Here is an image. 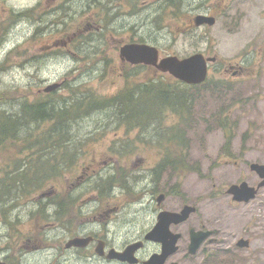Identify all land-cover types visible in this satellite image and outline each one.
I'll use <instances>...</instances> for the list:
<instances>
[{"label": "rangeland", "instance_id": "374dc122", "mask_svg": "<svg viewBox=\"0 0 264 264\" xmlns=\"http://www.w3.org/2000/svg\"><path fill=\"white\" fill-rule=\"evenodd\" d=\"M95 2L97 7L89 9L87 0H0V108L12 110L22 99H42L43 89L53 83L60 84L55 98L82 99L78 102L83 105L88 99L85 96L100 101L122 97L126 90L134 93L136 84L147 82L184 87L167 72L120 62L119 48L125 39L156 47L160 57H187L204 44L207 53L221 60L211 65L203 85L186 89L189 103L182 115L166 107L154 124L142 128L119 120L111 107L89 109L69 125L72 143L63 144L60 136L54 143L41 137L51 134L50 120L21 132L22 139L6 141L0 145V183L17 186L2 187L0 202L8 197L15 203L39 202L40 192L63 184L68 187L63 192L75 202L102 196L110 208L116 207L110 212V227L122 224L126 233H135L134 219L140 208L137 195L144 193L137 180L146 186L148 168L163 149L176 160L169 175L172 209L186 203L197 207L191 219H212L224 208L223 199L210 200L216 190L247 176L245 160H264V60L261 65L256 63L253 80L232 77L223 69L224 59L233 64L240 60L251 67L252 52L264 49L260 44L247 46L264 42V19L258 16L264 0H235L240 11L229 8L212 26L187 31L182 26L191 13L184 8L172 13L167 10V0H113L109 7L116 3V20L106 19L108 13L105 17L100 1ZM54 5L60 14L47 11L38 18L34 12L39 6L50 10ZM93 10L96 23L101 25L104 16V34L95 30ZM148 99H143L145 106L140 105L139 113L154 114ZM220 120L225 127L219 125ZM180 133L181 138H173ZM172 140L179 143L173 145ZM222 152L237 159V166L224 162ZM165 176L158 174L154 189ZM98 187H105V195L104 190L99 195ZM141 216L142 225H148L146 205L141 207ZM15 225L21 227L18 222Z\"/></svg>", "mask_w": 264, "mask_h": 264}, {"label": "flooded vegetation", "instance_id": "af4514ba", "mask_svg": "<svg viewBox=\"0 0 264 264\" xmlns=\"http://www.w3.org/2000/svg\"><path fill=\"white\" fill-rule=\"evenodd\" d=\"M95 1L87 0L89 9L97 7ZM99 1L100 9L105 17L108 13L106 19L116 20L117 14L114 12L116 3L111 9L113 0ZM234 1L167 0V10L175 13L178 8H182L180 11L184 8L191 13L188 20L184 22L182 30L206 29L229 8L240 11V6ZM47 11L49 14L61 13L57 5L51 6L50 10L40 6L34 10L38 18L44 17ZM90 15L91 20L97 25L95 30L97 32L102 30L103 33L104 16L103 23L100 25L94 21L95 10ZM199 16L212 18L213 24L208 25L207 21L197 24L196 19ZM258 16L264 19V6L262 14ZM232 20L233 16H230L229 21ZM103 34L102 39L105 40ZM119 41L122 42V40ZM134 42L137 43V40L125 39L122 45ZM259 44L264 48V42L249 43L247 46L256 48ZM196 51L194 53H202L208 59V76L211 65L219 63L220 56L207 53V47L204 44L200 50ZM250 59L254 63L251 67L245 66L240 60L233 64L224 59L223 69L232 77L253 80L257 77L254 68L256 63L259 61L261 65V60H264V49L256 53L252 52ZM120 62L130 64L131 67L150 66L161 72L151 65L132 64L125 59H120ZM72 142L69 140V143ZM175 142L179 143L178 140L171 141L173 145ZM225 143H228L227 140ZM237 153L239 154L240 150ZM222 155L226 156L223 157L224 162H231L234 167L239 163L237 159H230L227 153ZM170 157L166 150L161 149L158 158L148 168L150 173L146 186L142 187L140 180H137L138 189L144 193L143 196L140 192L137 195V205L140 208H137L134 219L137 223L135 233H126L124 226L120 223V227L117 223H113L115 228L110 227L112 221L110 212L116 207L110 208L109 203L104 202L102 196L95 200L90 198L91 200L88 201L87 198L82 199L81 202H75L69 193L63 192L65 188H68L63 184L40 192L37 197L42 201L39 202L15 203L11 197H8L5 202H0V264H264V214L262 218H253L264 212V185L258 186L262 179L250 167L254 162L245 160L243 165L245 170L248 169L247 176L239 177L233 182L234 184L247 182L253 191V196L249 200L234 199L232 194L227 193L229 185L224 186L223 189H217L210 197V200H224V208L218 210L212 219H191V215L197 210L195 206V211L185 220L170 223L157 233L159 213L163 210L179 211L186 204L183 203L178 208L172 209L169 175L175 163L173 157ZM141 161L142 159H139L137 163ZM256 163H264V160ZM159 173L161 175L166 173V176L161 179L160 187L154 189L155 183L159 180L157 179ZM98 188L99 195L102 193L105 195V187ZM68 191H71L70 187ZM51 196L53 201L49 202ZM145 196L148 198L146 199ZM143 205H146L148 218H150L149 220L144 218L147 223L149 222L146 226L142 225L141 207ZM17 222L21 224V227L15 225ZM148 232H152L149 239ZM173 234L177 235L174 249L164 251L165 244L160 239L165 238L169 241ZM193 236L194 239L199 240L195 248L191 247ZM74 240L76 243H72Z\"/></svg>", "mask_w": 264, "mask_h": 264}, {"label": "trees", "instance_id": "16d2710c", "mask_svg": "<svg viewBox=\"0 0 264 264\" xmlns=\"http://www.w3.org/2000/svg\"><path fill=\"white\" fill-rule=\"evenodd\" d=\"M183 86V88H179L176 86L161 85L160 82L157 83L156 81L136 84L135 89H133V91L136 92L132 93L131 90L128 89L124 94L122 93V97L104 98L100 101L94 98L90 99V96H85L88 99L85 101L84 105L82 102H78L82 101V99L77 101L72 99L69 101V99L64 97L55 98L54 95L56 90L48 93L45 92L42 99L35 101L22 99L12 110L5 107L0 108V145H3L6 141H16L24 138V135H21V132L49 120L53 122L52 127L49 129L51 134L41 137L50 140L52 139L54 143V138L60 136L62 137V142H64L63 144L69 143L70 136L68 135V127L71 121L76 120V118H79L83 113L88 112L89 109L94 110L111 107L114 110V114L112 113V115L116 116L119 120H124L131 126L145 128L148 125L151 126L154 124L157 121V114L166 107L172 108L174 111H179L182 115L189 103V97H187L188 92L186 89H191L190 91H192L197 85L183 84ZM148 97V105L154 110V114H146L144 112L139 113L140 105L145 106L143 99ZM183 119L186 122L184 116ZM221 121L222 120L219 121V125L225 127V124ZM173 135L178 134L175 133ZM173 138H181V133L180 137L175 136ZM19 142L25 141L20 140ZM57 146L60 145L57 144ZM66 153L67 151L65 154ZM173 156L174 155H172V157ZM38 157L39 156H36V158ZM25 159L26 157L22 160L23 163H26L24 162ZM29 159L30 158L28 157V160ZM175 161L176 160H174V163ZM16 169L18 170L19 168ZM21 169L20 171L22 172L23 168ZM16 182L18 183V180H16ZM11 185L12 189L17 186L16 183ZM11 185L8 183H6V185L0 183V189L6 186L8 190Z\"/></svg>", "mask_w": 264, "mask_h": 264}, {"label": "water", "instance_id": "95a60500", "mask_svg": "<svg viewBox=\"0 0 264 264\" xmlns=\"http://www.w3.org/2000/svg\"><path fill=\"white\" fill-rule=\"evenodd\" d=\"M208 19V20H207ZM207 21L209 25L213 24L212 18H207L204 16H199L196 19L197 24H201ZM119 55L121 59H125L132 64L143 63L147 65H152L163 72H168L174 78L181 80L187 84H198L205 80L207 75V63L205 57L201 53H195L179 59L176 56H166L158 61V50L156 47L151 46L146 43H129L124 44L119 48ZM59 86L58 83H53L45 87L43 90L48 92L56 89ZM251 169L257 172L259 177L262 179L258 186L264 185V163H252L250 165ZM227 193L232 194L236 200L247 201L253 196L252 188L247 184V182H241L240 184H231L227 188ZM195 211V207L189 204H185L179 211H166L163 210L159 213V223L157 226V233L163 228H166L170 223H178L185 220L190 214ZM152 232L147 233V238L149 239ZM177 235L173 234L169 241L166 239H160L165 245L163 250L167 251L174 249V243L176 241ZM198 241L194 239L191 240V247H196ZM76 243V240L72 241Z\"/></svg>", "mask_w": 264, "mask_h": 264}]
</instances>
